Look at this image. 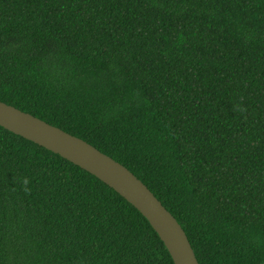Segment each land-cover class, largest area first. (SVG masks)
Instances as JSON below:
<instances>
[{
    "label": "trees",
    "instance_id": "trees-1",
    "mask_svg": "<svg viewBox=\"0 0 264 264\" xmlns=\"http://www.w3.org/2000/svg\"><path fill=\"white\" fill-rule=\"evenodd\" d=\"M0 101L132 172L198 264H264V0H0ZM0 264H173L94 175L0 126Z\"/></svg>",
    "mask_w": 264,
    "mask_h": 264
},
{
    "label": "water",
    "instance_id": "water-1",
    "mask_svg": "<svg viewBox=\"0 0 264 264\" xmlns=\"http://www.w3.org/2000/svg\"><path fill=\"white\" fill-rule=\"evenodd\" d=\"M0 126L58 154L112 188L148 221L173 264H198L181 225L125 166L85 140L2 101Z\"/></svg>",
    "mask_w": 264,
    "mask_h": 264
}]
</instances>
